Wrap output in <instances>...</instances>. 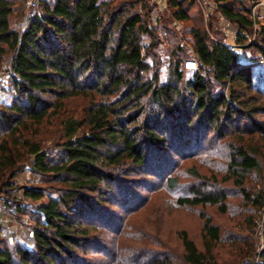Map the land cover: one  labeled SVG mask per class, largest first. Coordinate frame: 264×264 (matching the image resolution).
<instances>
[{
  "label": "trees",
  "instance_id": "16d2710c",
  "mask_svg": "<svg viewBox=\"0 0 264 264\" xmlns=\"http://www.w3.org/2000/svg\"><path fill=\"white\" fill-rule=\"evenodd\" d=\"M23 1L0 0V61L8 58L11 71L6 87L11 102L0 103V199L18 203L9 196L11 179L28 157L43 181L53 184L46 198L45 185L24 188L25 198L39 203L26 243L9 246L0 235V264H87L93 232L112 220L111 207L128 205L130 189L137 187L131 184L140 181L134 176H161L171 155H196L213 140L245 134L263 141L262 152L242 142L230 146L229 174L222 180L241 189L250 209L248 233L235 257L254 256L264 187L247 188L243 180L264 161V88L254 85L250 64L211 38V22L205 25L201 14L189 16L194 0L166 2L173 22L192 21L191 52L198 68L186 78L175 58L164 81L152 51L157 36L150 0H41L39 16L17 28L12 17L23 11ZM217 3L236 26V41L246 39L243 32L253 34L245 47L264 56V25L254 31L246 4ZM144 34L150 43L143 44ZM73 98L84 101L78 112L67 109ZM50 121L59 125V134L48 130ZM46 131L54 134L55 150L43 149L37 139ZM166 181L172 188L177 184L175 176ZM225 201L224 193L200 189L177 199L221 211ZM200 237L201 246L180 232L181 262L221 264L215 252L220 229L210 217L203 216ZM152 264L172 260L165 255ZM253 264H264V249Z\"/></svg>",
  "mask_w": 264,
  "mask_h": 264
},
{
  "label": "rangeland",
  "instance_id": "374dc122",
  "mask_svg": "<svg viewBox=\"0 0 264 264\" xmlns=\"http://www.w3.org/2000/svg\"><path fill=\"white\" fill-rule=\"evenodd\" d=\"M244 3L247 2L244 0ZM199 14L201 11L194 2L189 9V16L196 17ZM209 22L212 23L211 38L222 40L224 35L217 30L216 18L211 17ZM12 23L13 26L22 28L25 23L24 9L21 13L16 12L13 15ZM150 25L155 28L157 36L155 42L153 40L155 44L152 46V51L156 54L160 79L166 80L169 65L175 61V58L180 59L179 66L184 76L191 77L198 68V62L191 52L192 38L189 29L192 26V21L173 22L171 9L167 7L166 2V6H153ZM231 31L235 33V25L231 26ZM249 35L254 37L253 34ZM142 38L143 44L150 43L149 35L144 34ZM230 39H232L231 36L228 38V42ZM250 42L247 39L241 42L234 40V45L231 48L237 53L240 63L250 64L254 85L263 89L264 64L250 63L252 58L258 57L259 59L263 54L246 48L245 46ZM147 60L151 62L152 59L148 57ZM10 74L8 58H3L0 61V103L11 102V95L6 91ZM68 101L67 109L72 108L77 112L81 110L84 103L80 98ZM55 119L57 120V118ZM50 122L48 130L59 134L61 132L59 125L55 121ZM53 136L54 134L51 135L48 131L42 132L38 136L37 139L40 140L43 149L55 150ZM240 142L252 149L258 148L262 152L263 141L256 135L254 137L247 134L241 137L234 135L231 139H216L205 144L204 151L196 155H171V165L161 176H134V180L140 178V181L131 184V186L136 185L137 187L130 189L133 194L130 195L132 199L128 201V205L111 207L112 220H109L105 227L100 226L93 232L95 237L92 239V247L90 250L87 249L84 255L88 260L87 264H152L154 259L165 255L171 258L172 264H183L179 259L183 250L180 232L185 231L201 246L200 232L203 216L210 217L220 229V239L215 248L220 263L242 264L246 258L239 257L240 259L237 260L236 257L241 241L248 233L246 215L250 213V209L242 198L241 189L231 179L222 180L225 175L229 174L227 165L230 161V146L233 147ZM30 160L28 157L20 168L14 170L11 179L14 189L9 196L18 200L19 210L14 222L18 227V235L6 238V243L9 246L18 242L26 243L27 234L33 222L32 212L39 203V201H30L25 198L24 188L45 185L48 188L45 198L52 195L50 186L53 183L44 182L34 171ZM263 162L261 160L260 171H249L244 174V186L253 189L264 187ZM192 167L195 173L191 171ZM168 176L177 178L175 187L167 185ZM196 189L224 193L226 197L224 211H221L217 205L190 206L177 203L179 197H193ZM256 241L255 239L254 250ZM252 257L253 255H250L248 258Z\"/></svg>",
  "mask_w": 264,
  "mask_h": 264
},
{
  "label": "built area",
  "instance_id": "2783aa9c",
  "mask_svg": "<svg viewBox=\"0 0 264 264\" xmlns=\"http://www.w3.org/2000/svg\"><path fill=\"white\" fill-rule=\"evenodd\" d=\"M40 1L41 0H24L23 8L25 13V27L28 20L36 18L40 14ZM243 1L244 0H236ZM246 6L249 9L250 18L253 22L254 31H258L261 25H264V0H245ZM195 4L201 11L205 25L209 23L211 17L216 18L217 30L223 33L224 37L221 42L231 47L236 41V32L231 31L232 23L218 10L217 0H194ZM155 7L166 6V0H151ZM243 35L248 41H252L253 36L243 32ZM231 36L232 42H228ZM256 63L264 64V56ZM19 205L11 199H0V235L6 237H17L18 227L15 226V219L17 218ZM255 236L256 248L255 255L252 258H246L242 264H253L259 260V255L264 249V205L258 210L257 219L255 221Z\"/></svg>",
  "mask_w": 264,
  "mask_h": 264
},
{
  "label": "bare ground",
  "instance_id": "6f19581e",
  "mask_svg": "<svg viewBox=\"0 0 264 264\" xmlns=\"http://www.w3.org/2000/svg\"><path fill=\"white\" fill-rule=\"evenodd\" d=\"M230 40H231V39H230ZM230 42H232V40H231Z\"/></svg>",
  "mask_w": 264,
  "mask_h": 264
}]
</instances>
